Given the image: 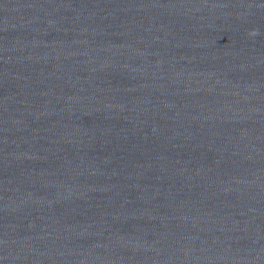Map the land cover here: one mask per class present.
Here are the masks:
<instances>
[{"label":"water","instance_id":"95a60500","mask_svg":"<svg viewBox=\"0 0 264 264\" xmlns=\"http://www.w3.org/2000/svg\"><path fill=\"white\" fill-rule=\"evenodd\" d=\"M0 264H264V0H0Z\"/></svg>","mask_w":264,"mask_h":264}]
</instances>
